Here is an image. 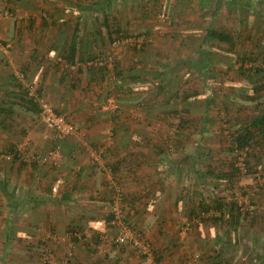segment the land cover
<instances>
[{
	"label": "crops",
	"instance_id": "0c3cea01",
	"mask_svg": "<svg viewBox=\"0 0 264 264\" xmlns=\"http://www.w3.org/2000/svg\"><path fill=\"white\" fill-rule=\"evenodd\" d=\"M110 1L113 10L110 6L98 9L108 0H0V104L3 102L7 107L15 102L11 107L16 115L17 110L26 109L18 104L17 97L21 89L30 86L56 107L55 111L65 114L77 129L74 135L58 141L51 130L52 135L48 136L32 131L36 128L33 125H25L26 131L31 130L29 134L36 133L29 147L32 157L29 160L23 158L22 142H17L16 137L23 125L16 119L10 127L0 124V154L13 147V154L17 152L15 161L5 153L0 155V264H37L34 245L38 242L47 243L58 264H151L131 245H113L110 249L100 242L105 229L111 227L110 178L123 189L130 227L146 228L145 238L152 244L159 242L160 264L186 263V246L175 245L170 249L166 234L169 227L183 224L185 214L193 209L192 195L199 193L197 188L202 186L198 185L196 172L189 170L186 151L176 150L175 146L190 148L198 140L167 138L166 131L169 134L177 131L179 123L177 115L172 125L169 111L181 109L185 104L191 129L197 119L192 115L196 109L193 104L199 100L181 102L182 92L191 94L198 90L197 99L203 100L214 97L218 94L215 82L233 84L223 77L229 76L233 61L216 58V63L209 62L207 54L213 51L212 45L209 51L195 43L185 45L181 38L190 35L188 41L193 40L192 34L198 31L191 32L195 25L177 31L165 27L160 31L150 29L152 19L145 9L133 11V2L148 7L149 0ZM115 1H127L133 6L116 9ZM229 4L230 1L225 6ZM260 8V4L255 7L259 14ZM226 10L225 18H232L231 10ZM101 18L106 20L103 22ZM115 30L144 32L154 38V43L140 50L120 42L113 44ZM165 30L177 35L179 42L165 41V36L164 41H159L156 35ZM225 32L233 38L232 30ZM215 42V48L230 52L228 45L223 47ZM101 53L110 55L111 60L103 69L91 70L93 66L87 63ZM199 64H206L205 73L202 67H197ZM214 65L221 70L217 81L210 76ZM200 83L209 86L201 87ZM221 93L222 98H236L238 107L244 104L243 93L238 90ZM117 95L119 108L104 110L105 100H117ZM226 99L223 100L228 103ZM204 104L207 107V101ZM257 110L237 112L240 116L237 119H245L249 113L254 117L260 113ZM230 113L233 114L231 109ZM36 114L40 116V111ZM25 139L23 144L28 136ZM111 139L113 142L109 143ZM57 144L60 155L58 164H54L46 153ZM89 149L99 152L98 164L90 161ZM193 156L196 169L198 157ZM176 210L184 213L177 214ZM72 228L82 234L74 246L69 237ZM261 240L253 238L254 249L245 248L241 251L243 256L256 257L262 250ZM85 241L89 242L86 249L82 245ZM93 241L99 242L91 244ZM173 241L176 242L174 237ZM69 245L77 257L68 262L64 257ZM203 263L211 264V259Z\"/></svg>",
	"mask_w": 264,
	"mask_h": 264
},
{
	"label": "rangeland",
	"instance_id": "374dc122",
	"mask_svg": "<svg viewBox=\"0 0 264 264\" xmlns=\"http://www.w3.org/2000/svg\"><path fill=\"white\" fill-rule=\"evenodd\" d=\"M70 1H78V0H70ZM211 1H214L217 4H219L215 8L214 12L211 11L210 7L209 8L207 7L208 4H205V3H208V1H206V0H161V2H160V0H149L150 5L148 7H145V6L141 7L142 4H140V2H133L134 3L133 4V3H130L127 1H124V2L122 1L119 3L115 1L114 5L116 6V9H121V10H123V9L127 10L129 4L134 5L133 11H137V10L139 11V10L145 9L144 11L152 19L151 24H150V26H151L150 29H152V30L154 29V31H160L161 28H163V27L169 28V29L172 28V29H175L177 31V28L189 29V27L195 25V27H193L191 32L193 33L194 29H198V31H195L192 34V35H194L191 38L193 40H191L190 42L188 41V39H189L188 36H190V35H183L182 36L181 39L185 45H186V43H188V44L189 43H191V44L195 43V44L199 45V47L202 46L203 50L208 48V51L210 49H212L211 47L213 46V51L212 52L209 51L210 53L207 54L209 62L216 63L214 61V60H217L216 58H224V59L226 58V59H231L233 61L232 65H231L232 67H231V69L229 68L230 71H228L229 76L228 77L223 76L225 78H229L230 81H233V84H225L223 81L220 82L221 84H218V81L216 83H214V84H216L215 89L218 91V94H216L214 96V105L212 107L209 106V108H207V107H205V104H204V102H206V100L198 99L199 101L198 102L196 101L193 104L194 105L193 107L196 109L193 110V114H192L193 116H195L197 118L195 121H199V119H200L199 117H201L203 115V113H205L204 111H207V114H209V117L211 120H209L208 123H209V126L212 127V131H210V132L206 131V133L204 135L206 136L209 133L208 136L211 135V137L213 139H212V141H206L205 143L209 144L210 147L212 148V150H211L212 154L210 153V155H213L216 160H219V161L225 160V162H223V163H225V166H226L227 162L232 159L233 153L225 151V149L222 147V145L223 146L226 145L225 142L228 141V139H227L228 133H227V129L225 128L227 126V123L224 120V117L226 118V116H228V114L223 109L224 104H222V102H221L223 100V98L221 97L222 96L221 92L223 90H226V88H228L229 86L234 87V89H236L238 91L240 90L239 87H241L242 85L243 86L245 85L246 87L250 86L249 82L246 79L245 80L241 79L238 75L235 74V71L238 70L237 67L239 66L241 60H239V59L235 60L236 55L234 53H237V52H238V54L249 53L251 51H254L257 53L259 52L258 53V54H260L259 60L264 62V0H249L248 2H246L247 0L246 1L245 0H211ZM229 1L231 2V5L229 4V5L225 6V4H227V2H229ZM92 3H93V1H92ZM221 3H223V5H221ZM106 4H104V5L101 4L100 5L101 7H98V9L103 10L105 8L104 6ZM202 4L206 5L205 8H202ZM257 4L261 5V8H260L261 13L260 14L255 11V7L257 6ZM112 6L113 5H110L109 9L113 10ZM226 9L231 10L230 17L233 16L232 18H225L226 11H227ZM148 12H151V13H148ZM236 14L238 15V17H234V15H236ZM159 15L164 16V18H159ZM101 19L103 22L106 20L105 18H101ZM111 23L113 24V21L110 22V24ZM206 27H212V28L219 30V31L220 30L221 31L222 30L228 31V29L232 30V33H233L232 35L234 38L233 50L226 53L224 51V49H222V48H215V46L213 45L214 42L209 43V41H207V39L205 40V36H204L203 32H204V29ZM249 30L252 32H249ZM169 32H171V31L165 30L161 34H159V36L157 34L156 37H158L159 41H164V36H165V41H170L171 43L173 41H175L174 43L179 42L177 35L175 36V35L168 34ZM229 32H231V31H229ZM235 32H239V34L236 35ZM143 33L144 32H136V31H134V32L121 31L120 32L122 37L129 36V35L130 36L131 35L136 36V35H141ZM196 34H198V35H196ZM248 35H251L250 39L248 38ZM149 36H150L149 34L146 35V38H147L146 45L154 43L153 42L154 38H151ZM260 39H262V41H260ZM215 43L216 44L218 43L217 45H219V46L220 45H222L223 47L227 46V44H225V43H220V42H215ZM1 44L2 43L0 40V45ZM203 50H201V52H203ZM202 55L204 57H206L205 53ZM250 63H251L250 61H245V63H243L244 68H246V69L249 68L250 67L249 65L253 66V64H250ZM263 65H264V63H263ZM252 66L250 67V69H252ZM221 67L227 68L226 65L221 66ZM219 68L220 67L217 68L214 65L215 70H213L212 74H210V76H213L214 80H215L216 76L218 74H220L221 70H219ZM260 68H262V67H260ZM180 69H182V68H180ZM258 73L251 72V77H253L254 79L264 77V72H260L259 74ZM184 75L186 78L189 77V75L187 76L186 73H183V76ZM220 76H221V74L218 77H220ZM237 80H239L240 83H238L239 81H237ZM255 84H257V83H255ZM198 85H201V87H203L202 86L203 83L202 84L200 83ZM233 85H235V86H233ZM220 86H221V88H220ZM218 87L220 90L218 89ZM258 95L259 96H257L258 98L256 97L257 100H255V101L258 103L259 109H262L260 106L264 105V89L261 92H259ZM210 97H212V96H210ZM255 101H253L252 103L256 104ZM182 105L183 106H181V107H184L185 104H182ZM236 107H238V105H236L232 108V112H233V109L234 110L236 109ZM53 108L56 109V107H54V106H53ZM16 115L18 117L16 121L18 123H21V125H23L22 126L23 129L19 133L16 134V137H18L17 142H22L21 144H22L23 151H24L23 152V158L30 160L32 157L29 153V151H30L29 147L34 143L36 133L40 134L41 132H43L45 135L51 136L52 132H51V134H49L50 130H48L46 128V126L43 124V122L41 120V117L39 115H37L35 112H28V111H26V109L22 108V110H20L19 112L17 110ZM175 116L176 115H170V118L175 119ZM189 119H191V118H189ZM172 121H174V120H172ZM172 123L175 124V121ZM27 124H30V125H33L34 127H36L34 130H32V131L36 132V133H34V132L32 133L33 138L31 136L32 134H29V132L31 130L26 131V129H24L25 125H27ZM194 124L195 123H193V125ZM196 127L199 128L200 123L197 122ZM193 129L194 128H191V129L188 128V130H187V128H186L184 131V134H186L187 137L189 136L188 139L191 138L194 140L195 139L198 140L199 137L197 135V132L196 131L193 132ZM13 131L14 130L12 129L11 132H13ZM14 135L15 134H13V136ZM27 136L29 138L27 141L28 144L27 143L23 144V142L26 140L25 138H27ZM53 136H54V133H53ZM219 139H222V143L219 142ZM200 142L202 143V142H204V140H201ZM204 145L209 148V146L206 144H203L201 147H204ZM9 153L12 154L13 152H9ZM59 153H60V148H59ZM44 156H45V154H44ZM259 156L260 157L257 160L252 159V158L249 160V165H250L249 167L251 169V172H250V174L243 175L242 178H238V182L235 185L236 189L234 191L224 190L225 187H224V182H222V180L221 181L214 180V181H212V183L209 180H205L203 182L198 181V183H199L198 185L202 184V186H198L199 188H197V191H199V193L192 195L193 198H192L191 203H196L201 198H203V199H205V203L208 204L210 206V208L206 212H201L199 206H197L194 209L195 214H193V215L190 213H189V215L185 214V221L183 222V224H179L177 226H172L169 228L167 227L168 232L166 234L167 235L166 237H168L169 240H168V243H166V244L170 245L169 248L171 249L175 245L176 246H178V245L186 246L187 256H186V263L185 264H202L203 262H205L209 259H211L214 262L215 258H217L218 256L220 258L229 259L233 264H253L256 261L257 257L256 258L255 257L250 258L251 256H249L248 258L244 257L243 253H241V251H245V248H247V247L249 248L254 244L253 238L258 237L259 240L262 239L261 240L262 244L264 243V219H258L256 221V224H254V225L253 224L252 225H249V224L241 225L236 230H230L229 228H227L228 223L225 220H223V219L221 220V218H220V220L219 219L215 220L217 217H220L219 216L220 210L215 207L214 202H212L211 199L214 200V198H218V197H224L225 198L226 197L225 200H229V201L236 200L238 203H241L244 206V208L248 207V209H251L252 216L254 215V217H257L260 213L264 214V153L259 154ZM33 157H34V155H33ZM200 160L206 161L207 158L204 155H201ZM255 161L259 162L258 166H256V167H255ZM254 173H262L261 174L262 178L260 179L261 185H258L257 181L252 179V176L254 175ZM111 180H112V178H110L109 181H111ZM206 185H208V186H206ZM111 186H112V184H111ZM259 187H261V188H259ZM188 197H189V195H188ZM187 201H189V203H190V200L188 198H187ZM251 203H255V206H252ZM125 208H126V203L124 204L123 213L125 215L127 225L130 226L128 221H127L128 216H127V212H126ZM110 209H111V204H110ZM255 210L257 212H255ZM177 211H179V210H176V212ZM178 213L182 214V213H184V211L180 210L179 212H177V214ZM197 213H199V214H197ZM177 214L173 217H177ZM135 215L136 214H134V216ZM247 218H248L247 222H249V219H251V216L247 217ZM247 218H245V219H247ZM224 219H228V217L225 216ZM241 220H243V219H241ZM130 228L132 229V231L140 233L142 238H145L146 233H144V232L146 231L145 230L146 228H141L140 226L139 227H132L131 226ZM161 228H164V227H161ZM106 229L103 232L104 233L103 235H111V233H113V227H109ZM182 236H183V238H182ZM173 237H174V240L176 242L173 241ZM185 237H187V238H185ZM145 239H147V238H145ZM183 239H184V242L179 241V240H183ZM98 242L93 241V242H91V244H93V243L95 244ZM100 242L103 245H106V244L109 245L111 247L110 249H113V246H111L109 243H107L105 241L103 242L102 238L100 239ZM88 244H89V242H87V241L82 243V245L85 247V249H86V245H88ZM1 245H2V242H0V250L2 249ZM159 245H160L159 242H156L155 244L152 245L153 248L151 249V253L154 252L155 249H157V252H155V254L152 253V261L154 262V264H160V260L158 258L162 257L160 250H158ZM73 246H74V244H73ZM73 246L72 245L67 246V248L69 249L68 252L69 251L72 252L71 256H69V254L67 252L66 256L64 257L66 259V261H68V262L70 260H74V259L76 260L75 257H77L76 254L74 253ZM11 248H13V247H11ZM256 248H258L257 243H256ZM133 250L135 252H137L134 248H133ZM39 252L42 253V250H40ZM169 253H171V252H169ZM195 253L198 255V257L194 260V254ZM48 257H49L50 263L58 264L57 260L54 259L52 255H50ZM105 259H106V257L103 258V260H105ZM253 260H254V262H253ZM245 261H247L248 263H245ZM61 262L62 261H60L59 263H61ZM63 262H65V261H63ZM256 263H258V262H256ZM38 264H43V263H41L39 261ZM203 264H205V263H203Z\"/></svg>",
	"mask_w": 264,
	"mask_h": 264
},
{
	"label": "trees",
	"instance_id": "16d2710c",
	"mask_svg": "<svg viewBox=\"0 0 264 264\" xmlns=\"http://www.w3.org/2000/svg\"><path fill=\"white\" fill-rule=\"evenodd\" d=\"M109 1L110 0H108V3L105 6H107V7L110 6L111 1H110V3H109ZM206 1H208V3H205V4H208L207 7L208 8L210 7L211 10L214 12L215 8L219 4H217L216 2L211 1V0H206ZM248 1L249 0H247L246 2H248ZM205 4H202V8H205V6H206ZM221 5H222V3H221ZM114 34H115L114 35L115 39L123 38L122 35L120 34V32H117V30H115ZM203 34L205 36V40L207 39V41H209V43H212L215 41L220 42V43H225L228 45L229 51H232L234 48V42H233L232 36L225 31H218L212 27H206L204 29ZM143 35L146 36L147 34L143 33ZM250 36L251 35H248L249 39H250ZM115 39L113 38V40H115ZM146 42H147V40H146ZM146 42L142 45L143 47H141L139 49H136V48H132V49L133 50H140L146 46ZM258 53L254 52V51H251L249 53H240V54H238V52L234 53L236 55L235 60H237V59L241 60L239 66L237 67L238 70L235 71V74L238 75L241 79H244V80L246 79L249 82L250 86L246 87L244 85V87H242L243 86L242 85L241 87H239L240 93H243L242 100H243L244 104L242 105L243 108L242 107H236V109L233 110V114L230 113V109L232 110V108L237 105V99L234 97H230V99L223 98V99L228 100L229 101L228 103H227V101H224V100L221 101L222 104H224L223 105L224 111L227 114L229 113L228 116H226V118L224 117V120L227 123V126L225 128L227 129V133H228L227 134L228 135V137H227L228 141H226V145H224V146L222 145V147L225 149V151L233 153L232 159L227 162V165L225 166V163H223V162H225V160L219 161V160H216L213 155H210L212 148L209 146V144H208L209 148L206 147L205 145H204V147H201V142H200L201 140H204V142H202V143L205 144L206 141H212V139H213L211 137V135L208 136L209 133L206 136L204 135L206 133V131L207 132H210V130L212 131V127L209 126V123H208V121L211 119L209 117V114H207V113H205L201 117H199L200 118L199 121H196V123L192 126V128H194L193 132L196 131L197 135L199 137L196 144L191 145L190 148L187 145H181L180 147L178 145L175 146L176 150L180 148L182 150V152L186 151L187 154H185L186 155L185 160L187 159L186 161H188V163L187 162L186 163L190 164L189 170H191L192 172H196L197 179L199 182L209 180L212 183V181H214V180H219V181L222 180V182H224V187H225L224 190L234 191L236 189L235 185L238 182V178H242L243 175L250 174V172H251V169L249 167L250 166L249 160L251 158L257 160L260 157L259 154L264 153V105H261L260 107L262 109H259L258 108L259 105L257 102H256V104L252 103L253 101L256 100L255 94H259V92H261L264 89V80H263L264 77L263 78H257V79H254L253 77H251V72H255V73L264 72V68H263L264 62L259 60L260 54H258ZM245 61H250L251 62L250 64H253V66L249 65L250 67L252 66V69H250V67L247 69L244 68L243 63H245ZM197 67H199V68L202 67L204 69L203 72L204 73L206 72V64H202V65L199 64ZM230 67H232V66L230 65ZM230 67L227 66V68H230ZM260 67H262L263 69ZM94 68H98V70L103 69V67L101 66V67H93V68H91V70H93ZM212 70H215L214 66H213ZM219 75L220 74H218L217 76L215 75L216 81H217V79L221 78V76L218 77ZM255 83H257V84H255ZM218 84H221V83H218ZM206 85L209 86V83L208 84L203 83V86H206ZM229 87L226 88V90H228V92L230 90V93H232V91L236 90V89H234V87H230V88ZM220 88H221V86H220ZM21 90H23L21 92V95L19 97H17L18 98V104H20V106H23L26 109H31L32 111H35L36 113L39 112L40 107L37 105L38 103H36L33 100V97H30L27 94V89H25V90L21 89ZM160 91H162V87H161ZM199 95H200V92H198V90H196V91L193 90V92H191V94H190V92L184 91V92H182L180 101L181 102H189L190 100H194V99L198 100L197 98L199 97ZM116 98L118 101V99H119L118 95L116 96ZM206 101H207V108H209V106L212 107L214 105V97L206 98ZM10 103H11V105L7 106V107L4 106L3 102H2V104H0V124L4 125L6 127H10V125L15 121V119L17 120V115L14 114L15 109L11 107V106H13V104L15 102L12 101ZM186 106H188V105H186ZM254 108L256 110L258 109L257 111L260 110L259 111L260 113H257V115L255 113L254 117H250L251 113H249V114L245 115V119H243V117L241 119H237V118H240V116L237 115L238 114L237 112H240L243 110L253 111ZM169 112H170L169 113L170 115H176V116L178 115L179 116V123L176 126V128H178V130L173 131L171 134H169V132L167 133V131H166L165 136L167 138H171V139L181 137L182 140H187L189 136L187 137V135L184 134L183 130H185L186 128L188 129L190 127L189 125H190L191 119H189L190 117H188V115H187V113H189V108L188 107H183L181 109L175 108V109L170 110ZM171 120H174V118H171ZM172 122H174V121H171V123ZM197 122L200 123L199 128L196 127ZM234 123H237V124L235 125ZM172 125H174V124L172 123ZM9 129L12 130L11 128H9ZM219 142L222 143V139H219ZM14 149L15 148L13 147V149H9V151H5L2 153H5V155L6 154L9 155L11 160L15 161V159H17V155H16L17 152H15L14 154L12 153L13 155L11 153H9V152H13ZM240 151L245 152V156H244V167L246 169L245 172H242L240 170V168L236 165L238 153ZM193 154L198 157L197 164H199V166H197L196 169H195V161H194ZM201 155H204L207 158V160L206 161L200 160ZM255 164H256L255 165V167H256V166H258L259 162L255 161ZM261 174L262 173H254V175L252 176V179L257 181L258 185H261L260 184V179L262 178ZM259 188H261V187H259ZM111 194H112V192H111ZM225 198L224 197H218V198H214V200L211 199V201L214 202L215 207L220 210V214H219L220 217H217L215 220H218V219L220 220V218H221V220L222 219L225 220L228 223L227 228H229L230 230H236L241 225H246V224H249V225L253 224L254 225V223L258 219H264L263 213H260L258 216L256 215L257 217H254V215L252 216L251 209H248V207L244 208V206L241 203H238L236 200L229 201V200H225ZM123 201L125 203L124 195H123ZM110 204H111V202H110ZM191 204H192L191 207L193 209L190 212V214H192V215L195 214L194 208H196L197 206H199L201 212H206L210 208V206L205 203V199H203V198H201L198 202L191 203ZM251 204H252V206H255V203H251ZM255 212H257V211L255 210ZM197 214H199V213H197ZM225 216H227L228 219H224ZM250 216H251V219H249V222H247V220H248L247 217H250ZM245 218H247V219H245ZM241 219H243V220H241ZM73 231L80 232L77 228H72L70 230V232H73ZM7 236H10V234L8 233ZM70 239L72 240L73 244H76L80 240V238L72 237V236L70 237ZM147 243H149V246L152 249L153 244L151 243V241L147 240ZM46 244L47 243H44V242H42V243L38 242L34 245L35 246L34 251L37 252V254H36L37 264L39 263V261L43 264H52V263L48 262L47 260L46 261L43 260V258H42V255H44V254H47L48 256L52 255L51 252L47 249ZM260 247L262 250L260 253H256L255 256L257 257V259L255 262L253 260V262H254L253 264H264V244H262ZM249 248L254 249V244ZM40 250H42V253L39 252ZM155 250H154V252H152L153 254H155V252H157V249H155ZM250 258H254V257H250ZM256 262H258V263H256ZM245 263H248V262L245 261ZM100 264H103V263H100ZM211 264H233V263L229 259L220 258L218 256L217 258H215L214 262L211 260Z\"/></svg>",
	"mask_w": 264,
	"mask_h": 264
},
{
	"label": "built area",
	"instance_id": "2783aa9c",
	"mask_svg": "<svg viewBox=\"0 0 264 264\" xmlns=\"http://www.w3.org/2000/svg\"><path fill=\"white\" fill-rule=\"evenodd\" d=\"M159 18H164V16L159 15ZM147 38L145 35H131L126 36L121 39H115L113 44L117 42H121L127 47L139 49L146 42ZM111 60L110 55L108 54H99L96 58L92 59L87 63L89 66L93 67H101L104 66ZM27 94L30 97H33V100L38 103L40 107V116L42 121L44 122L46 128L51 130L54 133V138L56 140H61L67 136L74 135L77 132L76 125L70 121L65 114L56 112L53 106L44 98L38 96L33 89L29 86L27 87ZM102 108L104 110L116 111L119 108V102L114 98H108L103 103ZM111 139L109 143H112ZM59 147L55 145L52 149L48 150L46 157H50L52 163L58 164L57 158L59 157ZM244 156L245 152L240 151L238 153L236 165L240 168L242 172H245L246 169L244 167ZM6 158H9L5 156ZM89 157L90 161L93 164H98L100 162V155L97 150L89 149ZM112 184V194L110 197L111 200V219L109 220V224L111 227L115 228L114 233L111 235H102V241L109 243L111 246H122V245H131L133 246L139 254L143 255L145 259H147L151 264H154L152 261V253L149 243H147L145 238H142L140 233L132 231V229L127 225L125 215L123 213L124 210V201H123V189L111 180ZM77 237L81 238L82 234L80 232H70L69 237ZM69 256L72 255V252H68ZM198 257L197 254L194 255L196 259ZM43 260H47L49 257L47 254L42 255Z\"/></svg>",
	"mask_w": 264,
	"mask_h": 264
}]
</instances>
